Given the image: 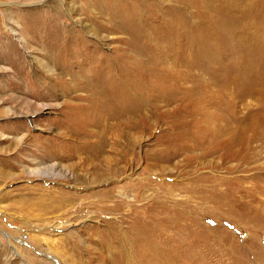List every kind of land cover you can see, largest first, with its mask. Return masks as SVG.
<instances>
[{"label":"rangeland","instance_id":"1","mask_svg":"<svg viewBox=\"0 0 264 264\" xmlns=\"http://www.w3.org/2000/svg\"><path fill=\"white\" fill-rule=\"evenodd\" d=\"M35 1L0 0V264H264V194L259 185L253 187L264 147L243 164L244 171L231 169L237 162L224 155L229 142L239 143L249 132L259 104L257 95L238 84L245 80L230 74L224 3L180 0L175 34V22L165 19L167 6L163 17L148 19V93L153 96L148 98V114L134 118L133 160L127 166L121 152L124 136L118 139V164L108 143L99 155L83 159L84 154L75 153L57 160L58 165L30 137L60 136L64 125L59 107L80 92L54 85L42 63L43 48L32 38L27 39L32 50L22 42L19 26L31 25L42 40L47 21L77 28L71 20L92 21L101 0L29 5ZM57 10L62 16L51 14ZM176 41L178 48L172 49L168 43ZM117 43L109 42L103 50ZM252 55L245 56V69L257 64L256 71L264 73V56ZM27 78L35 83L30 85ZM41 100L49 107L40 111ZM207 121L220 134L212 147L198 143V135H185L195 134ZM240 175H250L249 180ZM244 186L251 187L247 198ZM112 188V197L100 194ZM55 190L67 194L58 199ZM144 209L148 227H157L162 238L170 234L165 226L180 228L181 246L150 244L148 253L144 251L129 230Z\"/></svg>","mask_w":264,"mask_h":264},{"label":"bare ground","instance_id":"2","mask_svg":"<svg viewBox=\"0 0 264 264\" xmlns=\"http://www.w3.org/2000/svg\"><path fill=\"white\" fill-rule=\"evenodd\" d=\"M45 1L47 4L55 2V0H37L29 5L45 4L43 3ZM153 1H157V3H153L152 0H101L98 4V15H95L92 21L81 18L71 20L70 17H67L72 23L77 24V28L70 25L60 26L63 22L61 20L47 21L46 25L43 26L41 35L44 39L42 40L36 39L38 30H34L31 25L19 26L22 33L20 38L22 42L29 45L32 50L34 48L32 41H29V43L27 41V39L32 38L43 48L44 59L42 63L46 70L50 72L51 79L54 78V85L66 92H80L75 100L65 99L59 107L63 114L62 121L64 125L60 136L53 139L41 138L35 135L30 136L34 137L36 144L41 145L42 155L47 157L46 159H51L52 165H58L57 160L69 159L75 153L84 154L83 159L99 155L102 147L108 143L114 149V161L115 164H118L120 159L116 152L120 142L118 139L121 136L125 138L123 140L124 150H121L125 157L123 161L127 166L131 165L133 157L130 141L134 138V118L141 115L142 112L148 114V102L150 101L148 98L153 96L152 92L148 93V19L154 14L162 16L163 9L167 6L169 16L165 19L175 22V24H171L175 34L179 31L180 26L178 23L182 13V2H179L180 0H171L172 2L169 5L165 4V0ZM57 2L62 6V0H57ZM218 2L219 4L224 3L223 7H227L226 40L229 42L227 47L231 49L229 54L232 64L230 74H233L237 79L241 77L242 80H245L238 84H245L247 94L257 95L259 100V104L254 110L256 118L248 127L249 132L243 136L244 139L239 143L229 139L231 141L227 145L229 149L224 154L229 160L235 159L237 162L231 169L234 167L235 170L244 171L243 164L253 159L264 147L262 145L264 143V73L259 70L256 71V69H259L255 67L257 64L250 63V68H248L250 70L245 69V65H247L245 56L256 54L257 59H262V56H264V0H218ZM227 3L228 5H226ZM152 6L156 9L151 10ZM61 13L58 10L56 13L51 12V14L58 17L62 16ZM166 28H162L164 29L163 33H167ZM11 29L14 28L11 27ZM86 34L89 38L84 37ZM166 36L160 35V38L167 39ZM198 38L200 37L198 36ZM114 41L118 43L111 48L108 47L109 52L103 50L105 45ZM178 43L179 41L168 44H172L170 47L173 49L174 47L178 48ZM175 61V63H178L179 60L175 59ZM257 67H262V65L258 64ZM74 69H76L75 72ZM62 74L69 76L66 77ZM27 79L30 85L35 83L34 79ZM157 87L155 86V88ZM45 106L48 108L49 103L41 100L38 110L41 111ZM212 125L207 121L205 125L194 128L195 134L188 132L185 135L188 134L189 137L198 135V143L202 146L208 143L206 146L211 144L212 147L214 146L212 145L213 141L220 135L214 132ZM200 134L205 135L200 137ZM14 137L18 140L22 138L19 136ZM221 145L226 146L224 142ZM233 146L234 149H232ZM32 160L35 159L32 158ZM43 161L40 160L39 164ZM240 177V179L249 180L250 175H240ZM253 177L255 179L253 187L259 185L258 187L264 194V163L261 167H256ZM125 188H128V186ZM242 188L241 191H244L242 193L246 194L245 198L251 196L249 192L251 187L244 186ZM113 191L112 188L100 194L106 198L112 197ZM54 194L59 199L65 197L67 192L55 190ZM247 202H250V200H247ZM256 208H260V205ZM136 224V226H129V230L134 233L136 241L147 253L150 244L161 246V244L167 245L172 242L168 246H181V229L165 226L164 230L170 232V234L167 233L168 235L162 238L157 234V227H148V210L144 209L139 214Z\"/></svg>","mask_w":264,"mask_h":264}]
</instances>
